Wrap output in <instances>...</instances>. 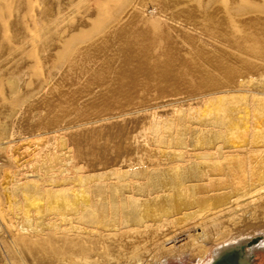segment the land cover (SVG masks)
<instances>
[{
  "label": "rangeland",
  "instance_id": "1",
  "mask_svg": "<svg viewBox=\"0 0 264 264\" xmlns=\"http://www.w3.org/2000/svg\"><path fill=\"white\" fill-rule=\"evenodd\" d=\"M123 1L127 4L119 15L120 20L104 19L111 15L122 0H76L66 11L64 20L54 21L46 20V17L50 2L58 3L59 0H0V145L4 146L2 142L11 140L13 144L10 151L4 147L0 149V203L4 204L7 199L14 201L12 199L16 198L13 190L6 189L3 183L7 182L5 179L11 181L17 175L15 165L18 162H12L11 154L19 157V165L25 166L22 171L31 179L29 176L34 170L32 166L36 160L34 152L43 147L53 150L58 145L53 134L51 135L52 131L106 118L122 111L133 116L75 132H64L65 146L61 149L70 152V156L73 154L78 169L82 167L81 171L77 170L79 173L76 171L77 175L83 176L60 184L47 183L42 193L18 192V195L28 200L21 205L23 211L28 209L33 214L42 207L50 218H61L64 214L70 216L80 210V213L85 212L87 216L96 218L91 221L76 220L78 227L100 229L104 225L109 226L110 221L114 220L113 211L117 207H113V204L123 199L120 197L117 201L118 195L128 194L129 190L127 191L124 184L133 176V179H138V173L146 171L143 162L150 156L151 150L153 152L162 147L163 137L176 139L179 133L183 135L185 132L184 136L189 137L191 132L205 130L209 144L207 147L220 152L223 157L220 162L207 169L210 178L214 177L210 194L220 193L222 200L219 204L210 200L207 205H200L201 211L198 214L204 215L208 208L234 205L231 208L233 215H243L249 190L251 193L258 191L264 183V7L241 6L236 17L223 20L218 26L217 20H209L214 16L212 9L201 0ZM20 3L24 5L21 7ZM86 5L97 14L93 20H81L85 17ZM142 6L147 7V13L137 10ZM113 22L112 26L118 27L117 29L125 28V35L128 37L145 33L149 37L158 38L165 45L173 44L168 54L156 56L169 63L164 67L165 71L155 76L150 83H139L132 90L129 85L115 88L111 80L95 82L99 76L106 75L105 70L92 71L93 73L83 77L84 80L81 78L69 81L66 79V71L60 70L58 74L59 72H51L38 63L46 57L65 56L70 53L57 45H50L49 29L55 26L63 28L66 37L62 41L75 42L76 52H83L91 42L86 44L82 40L90 35L92 28ZM206 24H216L218 27L214 25V28L222 33L219 34ZM205 35L219 41L218 46H206L203 41ZM96 37L93 42H100L101 36ZM48 73L51 75H47ZM167 77L178 86L159 94L160 85ZM42 79L49 86L45 89L46 92L36 89L38 81ZM147 88L149 91L146 92ZM130 92L134 94L133 97L120 96ZM214 93L218 94L217 98H213ZM155 94L163 98L152 103ZM137 111H141L140 114ZM36 131L38 134H45L43 140L37 141L31 137L37 135ZM22 138L29 139L22 142ZM75 139L78 144L74 143ZM191 140L186 138L183 141ZM79 149L89 153L96 163L93 165L82 158ZM126 157L132 159L128 163L129 168L126 166L121 172H118L119 168L113 171L116 170L113 169L115 165L120 163L118 159ZM84 166L88 169L83 170ZM2 167L8 168L5 171ZM12 169L13 172L10 173ZM100 171L103 175H100ZM126 171H130L128 175ZM167 177L166 179H170ZM159 178L164 179L161 176L157 177ZM35 195L36 199L33 200ZM256 196L263 199L264 188ZM174 201L172 203L175 204ZM65 206H69L68 209ZM162 207L169 209L171 205L164 207L154 204L155 210L152 213L162 212ZM125 208L120 206L117 210L119 221L123 222L122 215L125 216L132 210L127 206ZM156 208L159 212H156ZM100 213H104L106 218L100 216ZM119 221L118 225L122 227ZM169 226L159 231H144L145 234L143 231L131 233L116 248L101 247L94 251L97 254L94 264H206L215 244V247L222 245L228 238V232L219 233L204 245L197 241L179 243V238H176V245H166L168 251L162 252L158 257L154 256L156 258L147 253L143 254V248H150L151 244L154 246V243L168 239L181 224L174 223ZM187 230L180 229L176 235L186 238L188 233L195 234ZM170 251L172 252L168 253ZM0 264H28L22 258L18 246L7 236L0 237Z\"/></svg>",
  "mask_w": 264,
  "mask_h": 264
},
{
  "label": "bare ground",
  "instance_id": "2",
  "mask_svg": "<svg viewBox=\"0 0 264 264\" xmlns=\"http://www.w3.org/2000/svg\"><path fill=\"white\" fill-rule=\"evenodd\" d=\"M201 1L210 6L214 16L209 20H217L216 24H218V26L222 24L223 20H231L236 17L241 6L249 8L264 7V0ZM75 2L76 0H59L58 3L50 2L46 20H64L66 11H68V9ZM126 4L127 2L122 0L121 4H119L111 15L104 20H120L119 15ZM23 5V3H20L21 7ZM84 10L85 17L81 20H93L97 15L89 5L84 6ZM137 10L142 13L148 12L146 6H142ZM112 24H114V22L107 24L106 26L92 28L90 35H86L82 40L83 43L91 42V45L83 52H76L74 47L75 42L73 43L70 40L66 42L62 41L66 37V33L63 28H56L55 26L54 28L49 29L50 45H57L59 48L66 49L70 53L65 56L54 55L53 57H46L41 59L38 63H40V65L44 68H48L51 72H59L60 70L66 71V79L69 81L81 79L92 71L96 72L97 70H105L107 71L106 75L99 76L98 80H95V82L104 83L111 80L114 82L113 87L115 88L129 85V88H132V90H135L139 83H150L155 76L157 77V75L165 71L164 67L169 63L156 56L158 54H168L171 51L173 44L165 45L161 43L158 38L149 37L145 33L136 37H128L125 35V28L120 30L117 29L118 27L112 26ZM216 24L214 25L217 26ZM214 25L212 26L210 24H206L207 27L209 26L214 29V31L218 32V29L214 28ZM219 31H221L220 28ZM218 33L221 34L222 31L221 33ZM98 35L101 36V41L93 42ZM203 41L206 46L211 48H216L219 43V41L217 42L216 39H213L208 35H205ZM73 49L74 51H72ZM24 72L26 71L24 70ZM58 74H60V72ZM47 75L51 74L48 73ZM21 78L20 81L22 80ZM53 78H55V76L51 79ZM177 86L178 84L174 82V80L167 77L163 84L160 85L159 94H162L165 90H172ZM48 87V84L43 79L38 81L36 85V89L40 91L45 90ZM145 91H149L148 88L145 89ZM133 95L134 94L132 92L120 94L121 97L127 98L131 96L133 97ZM217 95V93H214L213 98H217ZM160 98L163 97L155 94L153 97L154 102L152 103H156L158 100L160 101ZM139 101L140 100H138V102ZM140 112L141 111H137L138 114H140ZM128 116L132 117L133 115H130V113H122L121 111L119 114L106 118L86 123H79L68 126L64 129L62 128L52 131L51 135L53 134V137L58 145H56L53 150L43 147L34 152L33 156L36 160H34L35 164L32 166L34 170L29 176L31 179H28V176L22 171L25 166L19 165L20 162L17 160L19 157L15 154L14 156L11 154L12 162L14 164L16 161L18 162V165H15L17 168V172L15 170L17 175L16 178L14 176L11 181L5 179L7 182L3 183L4 186H6V189L13 190L16 194V198L12 199L14 201H11V199L8 201L7 199L8 202L6 201L4 204L0 203V237L7 236L14 241L21 251L22 258L28 264H94V262L97 261V254H94V251L103 246L116 248L119 246L120 242L124 241V238L127 239V235L131 233L138 231H159L168 227V225L171 226V224L174 225V223H179L181 224V226L178 227L179 229L174 231L172 230L173 234L171 233L168 239L158 241L156 244L154 243V246L151 244L152 247L150 248H143V254L147 253L149 256L158 257V255L162 252L168 251L166 248V245L168 244L174 246L173 243L176 245L177 242L180 243L184 241L185 243V241H188V243H190L197 241L198 244L204 245L207 244L206 242H210L209 240L211 237L213 238L219 233L228 232V238L223 241L225 242L224 244L217 247H215L217 245L215 244L211 258L206 264H264V196L263 199H259L260 197L257 198L256 196V193L264 188V183L261 185L262 188L258 191L251 193L249 190V194L247 195L248 198L245 201V212L239 217H235L231 211V208L235 207L234 205L232 207L222 205L215 208H208L204 215L200 216L198 214L201 211L200 205H207L210 200H213L214 204H219L222 200L220 193L216 195L210 194L212 193L211 189L214 185V177L210 178L207 169L209 166L220 162L223 157L220 155V152L218 153L216 151L209 150V147H207L209 144L206 139L207 131L205 130L194 131L190 134L187 133L189 134V137L184 136L186 132L183 135L179 133V136L176 139L174 137L169 138L164 136L162 140V147H159L156 150L154 149L155 151L153 152H151V150L149 152L151 153L150 156L148 155L145 161V157L143 158V165L146 166V171L138 173V175L136 174L139 177L138 179H133V176V180L130 179L131 182L129 181L127 184H124L126 185L127 191L129 190L128 194L118 195L117 198V201L120 197L123 198L122 200H119V203H122V205H120L122 208H125L126 206L129 209L132 208V210L130 209L131 211L126 214L124 213L125 216L122 215L123 222L117 219V210L120 209L119 203L117 202V204H113V207L117 205V207L115 206V209L112 207L114 209L113 219L118 220L119 223L121 222L122 227L120 224L118 225V221L114 220H112L114 221L113 224L112 221H110V224L112 225H104V227L100 229H95L94 227L88 228L89 226H87V228L78 227L77 224H75L76 220L91 221L96 218L91 215L87 216L88 214L86 215L85 212L80 213V210L77 214H71L70 216L64 214L61 218H55V216L54 218H50L49 214H47L42 207L33 214L30 211L28 212V209L23 211L21 205L26 201V199L23 196L18 195V192L32 191L36 192V194L37 192L42 193L44 192L43 187L47 183L60 184L67 180L79 179L83 176L77 175L81 171L82 167L80 166L79 168L81 169H78V165L75 161L76 159L73 157V154L70 156V152L61 149V147L65 146L64 141L66 138L64 132H75V130L104 124L110 122L111 120H120ZM31 137L34 140L41 141L44 139L45 134H38L37 132V135H33ZM186 138H190L192 140L189 142L183 141L186 140ZM28 139L29 138H22L21 141L24 142ZM11 141H5V143L2 142L4 146L0 145V149L4 147L5 150H12L13 144ZM74 143L78 144V140L75 139ZM78 152L82 158L89 160L93 165L96 163L91 155L86 151L79 149ZM111 155H113V153ZM31 156L32 155L30 154V157ZM33 156L31 158H33ZM130 159L131 158L128 157L121 160L118 159L120 163L116 164L113 169L119 168L118 172H121L120 170H123L126 166L128 169V163L132 160ZM3 167L2 169H4ZM8 167L10 168V166ZM85 169H88L87 166H84L83 170ZM113 171H117V169ZM130 171H126L128 172L127 175ZM12 172L13 169L10 173ZM104 173L109 174L110 172ZM121 174L124 175L125 173ZM100 175H103L101 174V171ZM118 175H120V173ZM98 176L99 174L96 177ZM160 176L164 179H157V177ZM87 177L86 179H89ZM117 177H119V179L121 178L120 176ZM166 177L170 179H166ZM2 179L4 178L2 177ZM80 184L82 183L80 182ZM251 187H253L252 184ZM116 191L119 192L118 189ZM58 192H61V190H58ZM224 193L222 194L224 195ZM32 199H36V195L35 198ZM175 199H177L176 202L174 201ZM173 201L175 204L172 203ZM57 202L59 203V201ZM169 202L174 204V206ZM154 204L158 206L163 205L164 207L165 205H171V207L169 209H167V207L163 209L162 207V212H159L157 207L156 212L159 213L156 214L152 213L154 212L153 210H155ZM44 206L45 205H43V207ZM58 207L60 206L58 205ZM149 208H151V210ZM36 209L37 208H35V210ZM86 210L87 212L89 211V209ZM100 216L105 217L104 213ZM103 217L102 219H104ZM98 219L99 217L97 216L96 220ZM180 229H188L191 233L195 234L189 235L188 233L186 234V238L182 236L178 237L176 232ZM176 238H179L177 242ZM168 248L171 249L170 247ZM172 251L168 253H171ZM174 255H176L175 252ZM138 258L140 257L137 256V259ZM201 259L203 260V258ZM138 261H140V259H138Z\"/></svg>",
  "mask_w": 264,
  "mask_h": 264
}]
</instances>
